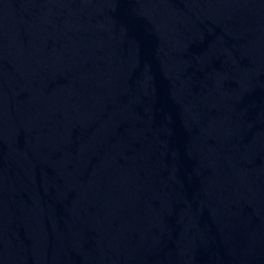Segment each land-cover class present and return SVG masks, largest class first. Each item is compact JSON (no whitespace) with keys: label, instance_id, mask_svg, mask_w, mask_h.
<instances>
[{"label":"water","instance_id":"1","mask_svg":"<svg viewBox=\"0 0 264 264\" xmlns=\"http://www.w3.org/2000/svg\"><path fill=\"white\" fill-rule=\"evenodd\" d=\"M0 264H264V0H0Z\"/></svg>","mask_w":264,"mask_h":264}]
</instances>
